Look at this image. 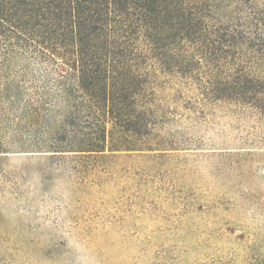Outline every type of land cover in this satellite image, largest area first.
<instances>
[{
  "label": "trees",
  "instance_id": "trees-1",
  "mask_svg": "<svg viewBox=\"0 0 264 264\" xmlns=\"http://www.w3.org/2000/svg\"><path fill=\"white\" fill-rule=\"evenodd\" d=\"M217 112L264 129V0H0V153L105 168Z\"/></svg>",
  "mask_w": 264,
  "mask_h": 264
},
{
  "label": "rangeland",
  "instance_id": "rangeland-1",
  "mask_svg": "<svg viewBox=\"0 0 264 264\" xmlns=\"http://www.w3.org/2000/svg\"><path fill=\"white\" fill-rule=\"evenodd\" d=\"M166 136L105 168L0 153V264H264L262 126L217 112Z\"/></svg>",
  "mask_w": 264,
  "mask_h": 264
}]
</instances>
